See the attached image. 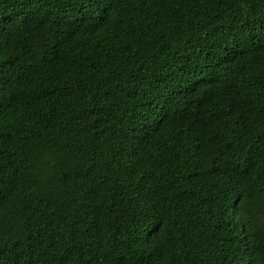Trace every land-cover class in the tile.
<instances>
[{
    "label": "trees",
    "instance_id": "16d2710c",
    "mask_svg": "<svg viewBox=\"0 0 264 264\" xmlns=\"http://www.w3.org/2000/svg\"><path fill=\"white\" fill-rule=\"evenodd\" d=\"M0 264H264V0H0Z\"/></svg>",
    "mask_w": 264,
    "mask_h": 264
}]
</instances>
